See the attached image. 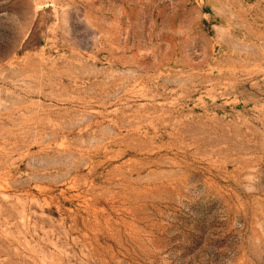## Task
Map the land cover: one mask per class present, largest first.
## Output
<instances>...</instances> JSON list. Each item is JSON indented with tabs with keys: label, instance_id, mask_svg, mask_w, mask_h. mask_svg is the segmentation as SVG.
I'll return each instance as SVG.
<instances>
[{
	"label": "rangeland",
	"instance_id": "rangeland-1",
	"mask_svg": "<svg viewBox=\"0 0 264 264\" xmlns=\"http://www.w3.org/2000/svg\"><path fill=\"white\" fill-rule=\"evenodd\" d=\"M0 264H264V0H0Z\"/></svg>",
	"mask_w": 264,
	"mask_h": 264
}]
</instances>
